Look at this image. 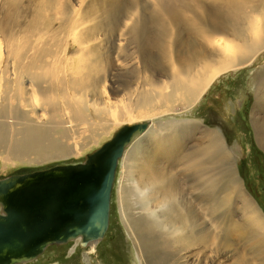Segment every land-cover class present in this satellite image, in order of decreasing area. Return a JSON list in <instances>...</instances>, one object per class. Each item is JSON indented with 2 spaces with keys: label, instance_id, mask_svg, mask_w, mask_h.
<instances>
[{
  "label": "rangeland",
  "instance_id": "374dc122",
  "mask_svg": "<svg viewBox=\"0 0 264 264\" xmlns=\"http://www.w3.org/2000/svg\"><path fill=\"white\" fill-rule=\"evenodd\" d=\"M259 1L0 0V25L5 37L17 47L28 44L30 54L22 56L24 62L37 66L52 62L42 71L43 86L69 102L87 98L89 106L87 110L79 109L89 124L79 125L78 131L65 140L61 139L63 126L52 123L46 130H32L38 138L39 144L35 145L43 146L49 157L38 160L29 149L22 159L5 164L2 158L7 152L0 148V200L7 211L0 217V264H264V227H257L259 223L254 222L253 214L240 199L243 194L249 198L264 219V148L258 139L261 128L253 124V118L264 119V86L258 85V77L264 74V50L247 66L217 76L195 102L182 104L177 97L156 100L155 106L147 110L152 112L143 116L147 122L125 128L117 145L111 138L117 126L93 111L95 105L113 104L123 96L131 102L138 91L163 93L161 83L166 82L167 73L162 69L171 62L192 64L184 72L196 74L203 61L193 60V49L201 44L203 36H208V29L213 27L209 25L217 24L220 16L228 19L226 11L238 13L240 19L244 13L241 31L245 37L256 26L252 19L263 10L264 0ZM215 37L232 41L224 34ZM144 40L149 42L146 52ZM32 47L35 52L46 49L48 56L35 57L39 51L33 53ZM50 95L45 96L52 99ZM63 108L69 109L68 105ZM65 114L55 113V120L61 122ZM155 115L159 117L153 118ZM153 124L158 126L130 147L122 145L131 141L132 134L144 135ZM183 124L216 132L232 158L227 166L217 159L203 164L202 178L207 180L204 185L212 195L205 245L199 243L200 232L197 235V208L190 218L185 215L186 201L198 191L182 195L185 189L178 175L180 165L177 169L171 167L177 156L171 154V143L181 138L185 151L193 144L186 130H176ZM0 133L8 142L18 139L8 126H0ZM195 136L194 142L201 137L198 133ZM110 145L114 146L111 150ZM152 155L161 160L156 170L160 175L154 173L158 180L151 179L147 170L146 162L157 159ZM193 163L197 164V158ZM60 176L70 178L72 187L84 178L92 185L91 191L61 200L64 206L59 215L46 219L32 206L34 200L26 187L51 181L48 188L54 196L58 186L54 181ZM170 178L178 180L174 186L166 182ZM199 180L192 185L197 187ZM165 195L167 201L163 200ZM122 196L127 199L126 205L122 204ZM140 197L145 205L150 203L151 211L160 213L154 220L142 210L146 207ZM123 220L131 224L134 235ZM158 222L164 227L160 237ZM28 226H32V232ZM179 227V232L173 234L172 229ZM149 234L153 237L148 241ZM74 237L99 239L94 245L82 246L74 242Z\"/></svg>",
  "mask_w": 264,
  "mask_h": 264
},
{
  "label": "bare ground",
  "instance_id": "6f19581e",
  "mask_svg": "<svg viewBox=\"0 0 264 264\" xmlns=\"http://www.w3.org/2000/svg\"><path fill=\"white\" fill-rule=\"evenodd\" d=\"M258 3L260 4L259 0ZM171 10L172 9H170V11ZM226 14H228L229 18L222 20L223 17L220 16L219 20H216L217 24L215 23L212 25L210 24L209 27L212 26L213 27L208 29L207 31L208 36L206 37L203 36L202 41L200 42L201 44L198 47H194L192 53L193 57L192 56L191 57L193 58L194 61L197 59H201L203 61V64H201L203 66L196 72V74H193L192 72L186 74V72H184L185 68L190 69L192 64L184 65L183 63H180V61H178L177 63L175 62L173 65V63L171 62V64L169 65H164L165 67L162 69V72L167 73L165 77L166 82L161 83L163 84L162 85L163 88H161L163 90V93L156 92L154 90H152L151 92L146 91L144 93H140V91H138L139 93L137 94L136 99L133 97L131 102L127 101L128 99H125L126 97L124 98L123 96L122 99H119L118 101H116V103L114 102L115 104L114 103L111 104L110 102V104H105L101 107L95 105L94 108L93 107L90 108V109L93 108L94 113L107 116L114 123V125L117 126L118 129L116 128L117 130L115 129V131L112 132L111 138H114L116 135L121 133L125 128L135 123L147 122L145 121L147 118H143V116L145 115V113L152 112V111L148 112L147 110L151 105L155 106L156 100L158 99L159 100L163 99L164 101H166L170 97H177V101L181 102L182 104H184L183 102L190 103L197 101V99L200 97L203 91L217 76L225 72H229V71L232 72V70H237L239 68H243L244 66H247L255 55H257L259 52L264 50V7L263 10L260 12L259 17H257L256 19H252L251 23H256V26L255 28L251 29L250 32L247 33V35H245V37L243 36V33L241 31V28L244 26V22H243L244 13L241 15V19L238 16V13L226 11ZM223 34L228 35L229 37L232 38L231 39L232 41H229L231 43L225 41L224 39H222V37H215ZM121 35H123V33L119 34L120 38ZM76 36L77 35H75V40L77 41ZM39 44H40L39 46H41V43ZM77 44L83 45V43L81 42H77ZM25 45H27L26 47H28V44ZM148 46H149V42L147 44V42L144 40L142 44V47L144 49L143 52H146V48ZM26 47H24V45H20L19 47H17V45H15L12 42V40L7 39L5 37V34L3 33V28L0 25V126H8L9 130L14 134V136L18 137V139H16L15 141L8 142V139L4 136V134L1 136L2 133H0L1 136L0 148L5 149V151L7 152V156L5 158H2L5 164H9L12 160H14V158L22 159L24 156V152H26L29 149L34 151V155L37 157L38 160H41L49 155L48 153H46L43 146L40 147L39 145L38 146L35 145L39 143H37L38 138L36 137V135H34L32 130H46L48 126L52 125V123L55 126H63L64 134H62L61 139L65 140L66 138H68V136L71 135V133L74 135L79 125L89 124L87 118L84 117L81 111L79 110L80 108H82V110L85 109L87 110L89 108V106L86 103L87 98H84L83 102L81 101L69 102L67 98L59 97L58 95H55L52 91H48V88L43 86L40 80L45 78L44 72L42 71H44L45 68L52 66L53 64L52 62L51 64L46 62L43 63L40 62L39 65L37 66V65H31V63L33 62L29 63V61H26L25 63L24 62L25 59L22 58V56L24 57L30 54V52L27 50ZM120 47H121L120 45L117 46L118 50L121 49ZM34 50L32 47V51ZM45 50L46 49L43 48L38 50L39 53L35 57H38L40 54H44V56H46L48 54V51ZM38 51L36 50V52ZM36 52L34 51L33 53ZM56 57L57 56H55V58ZM118 57L119 54L117 55V58ZM51 59L54 61L53 58ZM135 59H137V57L130 60V62H132L133 60H134L133 62H135ZM121 62L123 64L124 63L129 64L128 62L125 61H121ZM72 63L73 62H71L70 64ZM178 65H180L179 72H178ZM158 75H160V73ZM258 85L260 87L264 86V74H261L258 77ZM49 92L51 93L50 96L52 97V99H48L45 96ZM154 95H156L155 99L152 98V96ZM13 102H15L14 105L12 104ZM65 105H68L69 109L63 108ZM60 112L66 113L65 116H63V118L61 119V122L56 121L54 117L55 113L59 114ZM126 117H128L129 119L128 121L124 120ZM152 117L156 118L159 116L155 115ZM253 121H254L253 124L256 127V129L258 127L261 128L260 129L261 132L259 134L258 139L260 141V145L264 148V130H263L264 119L256 121V118H253ZM157 126L158 124L157 125L153 124L152 127H150L148 131L144 133V135L142 136H138L137 134H132L131 137L129 138V140L131 141L128 144H126L128 142L126 141L122 145L127 146V148L130 147V145H132L136 140H138V138L144 137L146 134H148ZM198 129L199 128H196V126L190 124H183L181 127H178L176 129L178 130L179 133L185 132L186 130L188 132L187 134L190 135V140L193 144L192 146H190L191 149L187 148V151H185L184 144L182 143V140L179 136L178 138H180V141L178 140V142L171 143V146H173L174 148V150L171 151V154L177 155L175 160L171 163V167L173 166L174 169H177V166L180 165L179 166L180 168L178 167L180 170L178 175L182 177L181 186H183V188L185 189L182 195H184L186 192L189 191L191 193H193V191H198L196 194H192L190 199L186 201L187 204L185 205V215H188L190 218L191 212H193L194 210L196 211L197 208V214L195 218H199L200 221V228L199 230H197V235L200 232L202 242L200 240L199 243L205 245L206 244L205 240L207 238L205 223H206V218H208L209 205H210L209 201L210 199H212V195L209 194L208 187L204 185V183L207 180L205 179L204 176H203L204 178H202V175L204 174L203 164L205 161H208L210 159H217L221 164L227 166V164H230L232 158L230 157L228 151L226 150L224 143L220 140L218 135L215 134L216 132L214 133L206 130L199 131ZM108 133L109 132H107V134ZM196 133L200 134L201 137L200 138L198 137L199 141L197 140L196 142H194L192 137H196L195 136ZM58 144L61 145L60 142ZM93 154L89 155L88 157L93 156ZM154 158L157 159L148 160L146 162V165H147V170L149 171L150 178L152 176L153 178H156V180H158L157 177L154 176V173H156L158 176L160 175V173H157L156 170L158 169L157 165L160 164L157 162H160L161 160L159 156L157 157L155 155H152V159ZM196 158H197V164H194L193 160ZM168 159L170 161L172 159V156ZM197 178L198 179L200 178L198 182L199 185L195 187L192 185V183L196 182L195 179ZM83 180L84 178L81 181H78L80 185H78L77 187H72L70 185L71 183L70 178H65V176H60L56 178L54 182H56L58 186L60 185L61 186L60 187L57 186L54 196H50V192L48 188V184H52L51 181L45 183L44 185L37 184L35 187L28 186L26 187V190L27 191L29 190V192H31V199L34 200L33 206L35 207V209L41 211V213L44 216H46L45 218L47 219L50 216L59 215L60 207L63 209L64 206L61 200L65 201L66 198L74 197L73 195H79V194L87 195L91 191L92 185L90 184V182H85ZM177 181L178 180L171 178L166 179V182L172 183L173 186ZM147 189H149L148 192L152 191V193L154 194L151 195L153 196L156 195L155 191L150 190V188ZM242 192L244 193L243 190ZM61 194L62 195L64 194L66 196H62ZM166 198L167 196L165 195L163 197V200L165 201ZM121 199H122V204L126 205L127 199L124 196H122ZM240 199L244 203L242 204L246 206V208L250 211V213L253 214L254 218L253 216L252 218L254 222L259 223V226L257 227L263 229L262 227H264L263 226L264 219L262 218L263 216H261L262 214L258 210L257 206H255L254 203H252L251 200L247 198L244 194L240 195ZM14 200L15 199L12 198V202H14ZM140 200L143 201V204L146 207V208H142V210H144L147 213L150 220H154L158 212L156 213L155 211H151L149 209L150 203L148 202V204L145 205L146 201L143 197H140ZM194 202H196V206ZM164 205L167 204L165 203ZM4 206L5 203L2 200H0V217L5 216ZM121 207L122 209H124L123 206ZM96 213L97 212H95V214ZM15 217L19 218L20 216L15 214ZM159 218L162 220V217L159 216ZM123 221L125 222L126 227L129 230L130 234L134 235V232L130 226L131 224L126 222L125 220ZM153 224L158 225L155 222ZM170 225L171 224H169V226ZM159 226L161 227V230L158 231V233H160V235L158 234L160 237L164 233L162 230L164 229V227L160 223ZM0 228H2L1 224H0ZM28 229L29 231L32 232V226L31 227L28 226ZM173 229L175 228L173 227ZM173 229L172 231L174 234L179 232L180 227L176 228V230ZM188 232H193V229L191 231L189 230ZM149 235H147L148 241L150 240V238L153 237L151 234ZM147 236H145V238ZM98 239L93 240V238H88L84 241L82 237H76V238L74 237V242L78 241L81 243L82 246H86L88 243H92L91 245H94V243H96ZM166 241L163 243L166 244L167 243ZM261 250L259 251L261 252ZM23 263H25V261H23ZM156 264H164V262L157 261Z\"/></svg>",
  "mask_w": 264,
  "mask_h": 264
},
{
  "label": "water",
  "instance_id": "95a60500",
  "mask_svg": "<svg viewBox=\"0 0 264 264\" xmlns=\"http://www.w3.org/2000/svg\"><path fill=\"white\" fill-rule=\"evenodd\" d=\"M123 136V132L119 133L118 135H116L113 139V143L117 145V143L120 141L121 137ZM112 143V144H113ZM114 146L113 145H110L108 146V149L111 150ZM33 206V205H32ZM7 215V211H5V216Z\"/></svg>",
  "mask_w": 264,
  "mask_h": 264
}]
</instances>
